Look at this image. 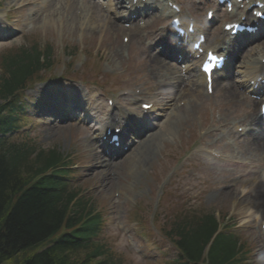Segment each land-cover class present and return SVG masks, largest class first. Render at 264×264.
<instances>
[{
    "label": "rangeland",
    "instance_id": "obj_1",
    "mask_svg": "<svg viewBox=\"0 0 264 264\" xmlns=\"http://www.w3.org/2000/svg\"><path fill=\"white\" fill-rule=\"evenodd\" d=\"M4 3L5 1H1V7ZM182 3L186 6L188 14L193 12L197 18L203 17L205 19V8H203L202 13H196L194 11L200 9L192 5V0H182ZM13 9L16 11L13 12V17L10 18V25L16 33L9 38L0 37V46L20 44L31 33H34L41 40V44L48 42L54 45L52 70L36 79L32 84V89L26 93L29 98L28 101H32L35 106L39 105L37 97L40 96L39 91L41 88L71 87V90H75L80 96L85 95V97L87 94L102 91L101 97L107 99L109 97L113 98V94L118 91L116 90L117 87L125 86L119 83H131L129 86L132 87L139 83H145L140 71L141 61H133L136 57L132 56L131 42L123 41L124 34L118 31L116 34H112L111 39L113 42L111 46H107L102 43L103 36L99 29L91 31L93 26L83 34L81 28L84 26L80 27L78 24L79 28H75V24L73 27L65 25L63 30H67V33H63V30L60 31V28L51 27L49 29L48 23L44 20L33 27L29 22H24L22 18V23L15 25L19 16L17 15L18 9L16 7H13ZM1 10V12L10 11L8 8ZM147 24H150L149 20L145 21V25ZM157 24L156 22V26ZM219 32L220 30L216 31V35ZM85 38L91 39V43L84 42ZM136 41L143 43L142 39H136ZM214 41H217V39L211 40L212 44ZM122 45L125 46L124 50ZM116 46L118 52L120 49L123 50L120 58L109 53L110 48ZM261 49H264V37L249 45V48L239 57L238 62L248 57L250 59L255 58L256 53ZM138 65L139 69H137ZM132 69L135 70L132 72ZM89 71L92 72L91 76H88ZM120 71L125 73L126 77L121 81H115L117 73H120ZM82 76H88L87 82L78 81ZM93 79L97 80V83H91ZM236 90L238 89L236 88ZM148 91L149 94L153 93L151 87H148ZM198 99L200 102H207L205 109H207L208 120L213 117L217 120L219 117V113L213 111L210 107L227 110L229 113L227 115L228 119L241 114L242 107L235 105L236 100L225 97L222 92L218 91L213 96H207L202 90ZM118 107L120 106L118 105ZM252 108V102L247 100L243 106V116H246L247 119L252 117ZM31 110V113L28 110L25 114L30 120L18 133L22 134L25 131H30V135L38 138L44 147L55 145L61 151L73 156L75 159L74 175L76 176L78 173L79 177L73 180L72 183L79 186L81 190H84L87 195H91L95 200V206H97L98 212L103 218V230L99 239L107 248L108 254L111 255L110 261L113 264H174L177 250L171 239L166 235L165 230L168 229L169 223L174 217V211H184L186 206L187 208L215 210L217 217L220 218L226 215L225 221L233 226L236 232L240 233L246 247L251 253H254L253 264H264V231L259 228L260 226L254 225L252 221L255 218L256 209L247 202L250 200V194L247 191L249 182L246 185L243 183L252 175V172H249L251 168H247V170L242 168L245 172H249L247 175H234V179L236 176L240 177L233 188L235 190L234 196L231 192L227 193L221 190L223 186H227L223 183V180L230 174L224 173L227 170L223 168L224 164L209 166L204 163L205 160L199 162L201 167L196 165V161H191L167 185L165 174L169 170H163L158 176L152 174L154 171L152 161L158 164L165 148L162 144H158L157 152H151V154H155V158H150L151 161L146 160L143 163L146 169L144 173H141V166H132L134 173L132 175L129 173L130 156L133 155V151H131L122 157L116 158L115 161L119 163L111 169V172L116 174L109 180L110 183H107L103 176L100 177L99 167L81 164L76 158L78 150L74 147V143L78 142L79 137L86 133L85 127L91 128L94 125L81 120L76 123L70 120L59 123L55 118L50 121L47 116L44 117L47 120H44L43 117L38 118L35 109L32 108ZM255 112L258 113V108H255ZM27 117L22 119L28 120ZM35 117L38 119L35 120ZM44 121L57 123L58 125H47ZM72 123L75 125H72ZM44 125L47 126L43 127ZM192 141L187 146L185 145V148L189 147ZM233 141L231 138H225L221 147ZM172 145L179 146L175 141ZM229 146L230 150L228 152L235 151L239 153L237 145L232 146L229 144ZM240 148L242 151L243 144H240ZM183 150L180 148L177 157L180 156ZM238 157H240V154ZM258 157L264 158V152L261 151ZM256 174L259 182L256 184L255 190L260 193L261 170ZM172 193L174 196L171 195ZM74 256L80 258L83 253ZM100 261L98 264H104L102 260Z\"/></svg>",
    "mask_w": 264,
    "mask_h": 264
},
{
    "label": "trees",
    "instance_id": "obj_2",
    "mask_svg": "<svg viewBox=\"0 0 264 264\" xmlns=\"http://www.w3.org/2000/svg\"><path fill=\"white\" fill-rule=\"evenodd\" d=\"M44 50L33 55L22 52L8 60L0 78V98L5 101L0 106V133L10 131L17 120L14 108L6 106L14 105L12 100L26 80L46 68L49 49ZM26 152L23 145L0 137V263L92 264L101 258L108 263L107 248L95 240L102 221L91 199L81 189H69L56 171L45 174L62 166L63 158L54 150L46 156L41 151L24 168ZM62 228L66 232L54 238ZM167 234L178 249L176 264H244L238 237L229 228L219 231L213 213L186 216L174 222ZM80 253L82 257L74 256Z\"/></svg>",
    "mask_w": 264,
    "mask_h": 264
},
{
    "label": "bare ground",
    "instance_id": "obj_3",
    "mask_svg": "<svg viewBox=\"0 0 264 264\" xmlns=\"http://www.w3.org/2000/svg\"><path fill=\"white\" fill-rule=\"evenodd\" d=\"M0 1H5V3L3 4V6L1 8H10L13 7L14 5V1L17 0H0ZM26 1H35L38 3V6L36 7V12L37 13H45V17H46V23H48L49 27H64V25H70L71 27L74 26L75 24V28L77 27L78 22L81 21V19H83V23L85 24V29L84 31H88L89 28H91V31H96V30H100V32L102 33L103 37L105 38L104 40V45H110L113 42L111 39L112 34H116L117 31L119 33H128L129 30L125 29L121 26H119L109 15L105 14L100 6L99 3H95L91 0H26ZM112 5H116V6H120V7H127L129 6L128 9V14H127V20L130 22L131 16L132 14L135 12L136 10V4H134V2L132 0H110ZM152 3H150L149 5H151ZM111 9H109L110 11ZM112 11V10H111ZM120 19V18H119ZM1 30H6L3 29L2 26H0V31ZM132 31L130 34L135 37V36H141V30L138 29L137 26L132 28ZM157 34V31H152L151 33H149V36L151 38H154ZM158 40H159V44L165 46V47H169L172 46L173 41H172V36L171 33L169 32V30H165V32H159L158 33ZM174 46V45H173ZM239 46H242L241 44L233 41L229 43H226L225 46V50L227 52V54H232L234 60L239 59L237 56L239 54H235L237 48ZM122 48V47H121ZM137 49L138 50H143V46L142 44L138 43L137 45ZM246 49V48H244ZM111 50V52H110ZM109 50V53L114 56V57H121V52L122 49H120V51L118 52L117 50V46L116 47H111ZM264 49H261L258 51V53L260 54V57L262 59H264ZM144 51V50H143ZM149 52L152 53L154 52V49H149ZM162 56H161V55ZM258 54V55H259ZM149 64L152 66L151 71L149 72L150 76L154 79V81L156 82L155 84L157 86L159 85H169L172 84V86L175 87H181L185 90V93L188 97L194 96V98H196V94L194 91V86L198 87V86H202L203 81H204V77L202 74H200L196 68H194V72H192L191 74H189L190 76L197 77V80L199 81L198 85L196 83H194V81L192 80V78H189V81L192 82V84L187 81L185 79V77L180 73L179 68L176 65H171L169 64L165 57L163 56V53L161 51L157 52L154 58H149ZM231 62V60H230ZM250 64H253L250 65ZM195 67V66H194ZM245 68L249 70H244V75L243 77H251L253 75H257L258 73H260V71L263 69L264 65L262 63H259L258 60H251L248 63H246V66H244ZM257 68V71H254L253 69ZM235 72L232 74V78L229 77V74L226 73L225 77L226 79L224 81H219L220 83H218L221 86V92L225 97H240L242 100H244L246 98V96L241 95V93H238L237 90H235L234 88V84H235V77H234ZM240 79V77H239ZM43 89H41L42 91ZM52 99L55 100H61V95L57 94L55 96L52 97ZM134 98H124V100H133ZM155 99L154 97H151L148 100H153ZM156 103L154 104V108L151 110V112H153L156 108H157V100H155ZM191 101V100H189ZM188 101V102H189ZM58 102V101H56ZM168 103H171L170 101ZM261 103H264V101H255L254 106L256 107L258 104L260 106ZM187 104V103H186ZM160 105V103H159ZM61 108V107H60ZM190 108V104L186 105L185 108L183 110H179V114L184 113L187 109ZM166 109H168V107L164 108V112H166ZM113 114H115V116H121L122 118H127L128 120V124L129 126L132 128V130L135 129V127L138 128V133L134 134L137 137H142L143 136V146L139 148L138 152H142L143 148H146L148 146H150L153 142V140L155 139L156 136H161L162 135V131L163 129L160 130H156L155 134H151L150 132L152 130H150V132L148 133V130L151 129L150 126L147 128H143L141 126V121L140 120H145L146 119V115H141V111H137L138 116L137 117H133L132 116V111L130 110H125L123 112V110H117L116 112H112ZM168 116L165 117V122L164 124L169 123L170 121L175 120L172 117V113H167ZM105 116V115H104ZM86 118V117H85ZM105 122H102L104 121ZM255 125L257 124L258 126H260V119H258L257 117L254 118ZM102 121H99L98 123L100 124L99 126H97V132H93L94 135V139H88V143H89V149L84 150L83 154H82V158L84 163L87 164H93L95 163V166L99 165V166H108L109 162H106V160H101L98 161V159H100V157L96 154V143L98 142L99 137H103V136H109L111 134H113V129L115 128L113 125V119H107V117H103ZM54 124V123H51ZM117 124H120V122H118ZM122 124V123H121ZM149 125V124H147ZM121 129L124 128L125 130H128V127L123 123V126H119ZM111 131V134L108 133V131ZM231 133V130L226 129L224 131V133ZM223 133V134H224ZM112 136V135H111ZM160 140V139H159ZM141 144V143H140ZM243 144H245V148L247 150L248 153L251 154V158H249V160L253 161V162H257L258 165H260L261 167L264 166V159L259 158V152L262 150L264 152V136L262 135V133H257V132H253L251 134H247L246 138L243 141ZM109 143L104 142L103 144L100 145L101 149L104 152V149L106 147H108ZM114 151L117 152H121V149H116ZM139 155V154H138ZM141 156L143 157L142 159H146L148 158V153L147 152H143L141 154ZM139 155L138 158L141 157ZM137 158V154H135L134 156H132L131 160H135ZM261 159V162H260ZM102 163V164H100ZM231 166H234V164H231ZM259 168V167H257ZM256 171L254 170V172L252 173V175L246 180V182H243L244 185H246L247 182L248 183V187H247V191L250 194V200H248V204L252 207H254L256 209V211L261 212L262 214H264V195L259 194L256 192L255 188H256V184L258 183V178L256 177ZM129 173L133 174L134 170L132 169V164L130 165L129 168ZM105 176V180L107 183H110L109 178L107 177L106 172H104L103 174ZM234 181V176L232 173H230L228 176L225 177V179L223 180V183H225L227 186H223L222 187V191H226L227 193L231 192L232 196L235 195V190L233 188H228V187H232L230 186V184ZM105 184V183H102ZM103 189V188H102ZM255 193V194H254Z\"/></svg>",
    "mask_w": 264,
    "mask_h": 264
}]
</instances>
